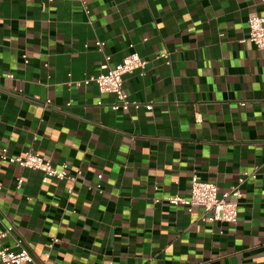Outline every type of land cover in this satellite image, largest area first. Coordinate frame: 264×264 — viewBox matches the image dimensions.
<instances>
[{
  "label": "crops",
  "instance_id": "0c3cea01",
  "mask_svg": "<svg viewBox=\"0 0 264 264\" xmlns=\"http://www.w3.org/2000/svg\"><path fill=\"white\" fill-rule=\"evenodd\" d=\"M86 1L88 15L76 0H0V151L82 172L68 194L0 162V231L14 228L0 251L26 250L29 264L47 252L52 264H264V52L247 42L261 0ZM131 44L149 64L124 90L150 112H113V96L74 85ZM254 171L234 224L164 203L188 197L194 173L223 193Z\"/></svg>",
  "mask_w": 264,
  "mask_h": 264
},
{
  "label": "built area",
  "instance_id": "2783aa9c",
  "mask_svg": "<svg viewBox=\"0 0 264 264\" xmlns=\"http://www.w3.org/2000/svg\"><path fill=\"white\" fill-rule=\"evenodd\" d=\"M47 3H52L53 0H44ZM83 12L89 14L88 4L86 0H76ZM262 14L259 16L251 17L247 20L248 37L247 42L254 45L258 50L264 52V0H261ZM103 43L99 41L94 42V47L98 51H102ZM87 48L88 45H85ZM130 53L125 56L119 63L110 66V57L105 56V65L102 67L103 72L97 76H92L80 82H75L77 87L83 85L87 86L94 84L98 92L102 95H111L115 101L109 105L113 112H128L129 110H139L143 108L145 111H152L153 106L150 103L142 104L136 100L129 98V95L124 90V77L132 74L136 70L143 72L149 61L140 58V56L133 51V45H129ZM168 59V54H162L156 59ZM168 63V62H167ZM47 105L50 103L46 102ZM69 105V104H68ZM241 105H244L241 103ZM0 162L15 165L19 168L39 171L42 173V183H47L49 180L65 181L71 184L68 188V194L73 192V185L81 177L82 172L78 169L69 170L66 163H62L55 167L48 159L43 158L38 153L32 150H25L17 155H9L7 149L0 151ZM102 176H98V181ZM252 180L256 182L257 175L254 172H243L238 178L237 182L230 186L228 190L219 193L215 184L210 182L201 181L198 175L194 173L190 181V189L188 197H181L179 195L169 196L164 200V203L169 206L183 207L189 214H192L194 209L201 208L210 222H221L226 224H234L238 216V204L242 197L241 186L247 181ZM23 180L17 179L16 188H21ZM98 193H102L101 185L98 183L95 186ZM158 203L159 200H154ZM10 226L3 231H0V240L5 238L13 231ZM58 240L56 238L51 240L50 247L53 246ZM33 258L26 250H21L18 253H8L4 250L0 251L1 264H29ZM41 264H52L50 261V254L47 252Z\"/></svg>",
  "mask_w": 264,
  "mask_h": 264
}]
</instances>
